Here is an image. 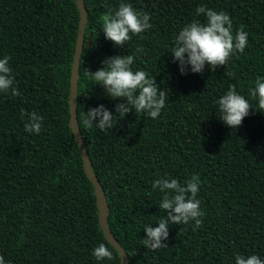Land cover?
I'll return each instance as SVG.
<instances>
[{
	"label": "trees",
	"instance_id": "obj_1",
	"mask_svg": "<svg viewBox=\"0 0 264 264\" xmlns=\"http://www.w3.org/2000/svg\"><path fill=\"white\" fill-rule=\"evenodd\" d=\"M87 10L78 63L76 117L94 175L107 204V222L128 254V264H235V255L264 260V113L253 107L236 129L218 117L215 101L235 85L248 96L264 79V0H123L150 16L152 27L124 46L106 40L101 18L122 0H83ZM199 5L227 13L233 33L248 45L225 66L181 74L172 59L179 30ZM79 24L75 0H0V59L10 57L20 95L0 93V256L5 264H119L117 250L98 221L69 120L71 65ZM87 40L89 45L87 46ZM142 46V51L135 49ZM135 55L133 71L154 76L168 101L157 119L135 111L118 117L109 132L85 129L84 113L103 104L115 114L122 97H108L87 70L116 55ZM231 74V75H229ZM21 110L43 116L39 134L24 130ZM200 178L197 199L203 226L171 224L168 246L144 248V223L167 215L158 206L160 178L181 184ZM100 243L112 260L97 261Z\"/></svg>",
	"mask_w": 264,
	"mask_h": 264
},
{
	"label": "clouds",
	"instance_id": "obj_2",
	"mask_svg": "<svg viewBox=\"0 0 264 264\" xmlns=\"http://www.w3.org/2000/svg\"><path fill=\"white\" fill-rule=\"evenodd\" d=\"M195 15L197 17L203 15L205 20L201 22L194 19L185 24L175 36L174 46L169 50L172 59L178 62L181 74L188 71L202 74L206 65L214 71L219 66L227 65L232 56L244 52L248 45V33L242 27L233 33L232 19L227 13L217 12L207 5H199L195 9ZM101 21L105 39L115 46H124L132 36L143 39L140 34L152 27L148 13L135 10L130 3L123 0L118 8L109 9L104 13ZM141 51L142 46L135 49L136 53ZM9 59L8 56L0 59V93L19 96L18 88L14 86ZM134 62L135 55H116L105 58L102 61L103 66L96 71L87 70V77L92 84L102 86L108 97L112 99L122 97L125 102L115 105V114L103 104L89 108L81 120L85 129L95 126L107 133L114 127L118 117H123L133 110L136 115L147 114L152 119L159 117L168 101V92L160 88L154 76H149L143 70L133 71L131 66ZM254 83L255 87L248 90V96L255 102L254 104L238 94L235 85H229L226 93L215 101L220 112L218 118L230 129L238 128L253 107L264 113V79L257 77ZM25 117L27 119L24 122V130L39 134L43 127V116L35 111L21 110V119ZM151 186L153 190L158 189L162 193L158 206L161 210H166L167 215L157 219L156 227L148 224L143 226L146 233L142 241L144 248L157 250L167 247L163 241L168 239L170 223L188 225L193 222V231L203 226L201 217L205 213L200 207L201 201L197 199L200 188L198 175L194 174L184 184L175 178H160L154 180ZM91 255L97 261L114 258L104 243L95 247ZM0 264H5L3 256H0ZM235 264H264V260L254 254L247 257L236 254Z\"/></svg>",
	"mask_w": 264,
	"mask_h": 264
},
{
	"label": "water",
	"instance_id": "obj_3",
	"mask_svg": "<svg viewBox=\"0 0 264 264\" xmlns=\"http://www.w3.org/2000/svg\"><path fill=\"white\" fill-rule=\"evenodd\" d=\"M75 3L79 10V24H78V32H77L75 50H74V55H73V60H72V65H71V73H70V85H69V96H68V102H69L68 124L72 130L75 141L77 143V146H78V149H79L82 161H83L84 171L94 187L96 206H97V211H98V221H99L100 228L102 229V232L106 240L117 250L119 254V258H120L119 264H128L129 258H128L127 252L118 242V240L114 237L108 225V222H107L108 208H107V204H106L103 192H102V187L97 177L93 173L91 161L88 156L86 146L81 136L78 122H77L76 104H77V84H78V63H79V57H80V54L83 48L84 31H85V26H86V21H87V10H86L83 0H75ZM88 45H89V40H87V46Z\"/></svg>",
	"mask_w": 264,
	"mask_h": 264
},
{
	"label": "rangeland",
	"instance_id": "obj_4",
	"mask_svg": "<svg viewBox=\"0 0 264 264\" xmlns=\"http://www.w3.org/2000/svg\"><path fill=\"white\" fill-rule=\"evenodd\" d=\"M146 224H148V225H151L152 227H156V226H158V223L157 222H154V223H144V224H142L141 225V227H140V231L142 232V233H145V231H144V225H146ZM171 232V224H169V226H168V234ZM146 234V233H145Z\"/></svg>",
	"mask_w": 264,
	"mask_h": 264
}]
</instances>
